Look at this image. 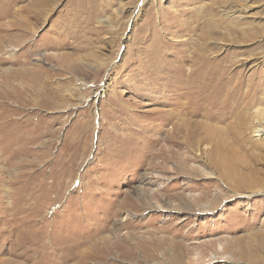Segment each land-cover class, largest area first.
<instances>
[{
  "label": "rangeland",
  "instance_id": "1",
  "mask_svg": "<svg viewBox=\"0 0 264 264\" xmlns=\"http://www.w3.org/2000/svg\"><path fill=\"white\" fill-rule=\"evenodd\" d=\"M229 1L205 60L253 84L241 130L173 74L203 2L0 0V264H264V0Z\"/></svg>",
  "mask_w": 264,
  "mask_h": 264
},
{
  "label": "bare ground",
  "instance_id": "2",
  "mask_svg": "<svg viewBox=\"0 0 264 264\" xmlns=\"http://www.w3.org/2000/svg\"><path fill=\"white\" fill-rule=\"evenodd\" d=\"M199 1L203 2L204 0H187V2H188L187 4L189 5L190 2L194 3V2H199ZM237 1L242 2L244 0H237ZM220 3H222L223 5H220ZM222 6H224L223 8H226L227 6H229V7L231 6V9L233 10V11L232 10L229 11V10L222 9V11L224 13L223 15L225 17H230V16H232L230 14H234L235 12H241L242 8H245L244 5L241 3L239 5H236V7L240 8V9L234 10L233 6L235 7V5H232L229 0H210L208 2H203L202 9L198 13H196L195 15H189L188 16V14L191 12V10H189L187 7H180V9H178L181 12V15H184V16L187 15V18L184 17L185 19H182L180 21L179 25H177L178 29L171 31V32L175 34L178 31H181V30L183 31L185 29H188L189 33H193L191 36L195 35L196 40L193 42H190L186 39L185 41H181L182 43L179 42L181 49H183V51L180 52L181 53V55H180L181 62L179 64V66L173 70V72L175 71V73H173V74H175L176 78L179 79V81H180L178 83L180 93L182 90H185L186 93L191 94V96L196 100L197 98H201V96H203V93H206V91H208L209 94L207 95V97L210 98V100H211L210 103H212L213 105H220L218 108L224 109V112H222V113L220 111L218 112L219 113V115H217V117L219 118L218 120L222 121V120H227L228 118H233V120L230 121V124L233 125L234 122H238L236 124L238 126V129L241 130V128H243L242 127L243 123L241 122V118L244 117L243 115H244L245 110L251 108L252 105L255 104V100H252V101L249 100L248 96H240L239 93L243 92L244 87H245L244 86L245 83L241 82V81H237V80H236V82L234 81L237 72L235 71V69H232V67H233L232 63L225 64L222 66V63L219 64V63H214V62H210L208 60H205L206 59V55H205L206 52L214 49V46H212V44L210 43V41H212V39H214L213 36L215 34L223 33V32H220V30L224 27L225 21L223 20L222 16H219V8H221ZM15 26L18 27V29H20V28L24 29L23 25H15ZM1 27L2 26H0V28ZM239 28L243 29L240 26H239ZM229 30L233 31L234 29L229 28ZM3 31H4V29H3ZM217 36H219V35H217ZM242 36H243V34H242ZM225 39H227V38H225ZM151 43H153V42H151ZM162 48L163 47L159 46V49H162ZM165 48H166V46H164V49ZM159 51L160 50H158V52ZM168 55L167 54L165 55V59L167 58ZM142 57H143V55H142ZM186 65H189V68H187ZM231 69H232V71L230 72L229 70H231ZM228 71L230 73H228ZM30 79L33 82V85L35 83H42L43 85L48 86V84H49V82L46 83L44 81H39L40 80L39 75H37V76L34 75V77H32ZM170 81H171L170 79H167L166 83H169ZM32 87L31 86L29 87V91H31V90L36 91V88L35 87L32 88ZM252 88H253V84L247 85V89L244 90V93H248V91L252 90ZM49 95H50V98L53 97L54 93L52 90L49 91ZM198 100H200V99H198ZM1 108L3 109V108H5V106L1 104L0 109ZM199 109H201V108H199ZM194 112L197 113L196 110ZM31 113H34V112H28L26 115H29ZM2 114H3V112H0V115H2ZM18 115H20V113ZM261 115H263V113L260 112V110L257 108V109H255V111L253 113H251L247 117H245L247 122L249 120L248 117L251 116V117L255 118L256 122L254 121L250 124V122H251L250 121L249 124H250V128L254 131L255 136H259V137L264 135V118H262ZM3 118H4V116H3ZM28 121H29V119H28ZM247 122H244V123L246 125H249ZM26 123H27L26 120L20 121L19 118L15 117V116H14V118L12 117L11 120L5 119V121L3 122V125H2L3 130L5 128L9 127L10 124H16L17 127L13 130H10V131L8 130V132L5 131L6 133H4L5 134L4 136L5 137L6 136H12V135L17 136V134H19L20 131L22 130L21 126L26 125ZM203 125H204V128H202V130H200V129L197 131L193 130L194 132H192V130H190L187 132V135L190 137H193L194 134H195V136L196 135H202L201 137H204L205 139L206 138L210 139L212 132L210 134L209 132L211 130L210 131H208L209 129L205 130V128L208 125H206L205 123ZM232 125H230V126L232 127ZM215 129L220 130V129H222V127H218ZM213 131H215V130L213 129ZM24 132L20 133L19 137L21 135H23ZM222 139H223V137H222ZM215 140H217L218 143L220 142L219 139H215ZM219 146H220V144H219ZM219 154H221L222 158H223V155L225 154V149L224 148L221 149V153H219ZM227 155H229V153H227ZM229 160H230V158H229ZM155 207H157V206L155 205ZM101 243H105V244H103V245H105V247H103V250L106 251V249L109 247V245H108L109 241L103 238Z\"/></svg>",
  "mask_w": 264,
  "mask_h": 264
}]
</instances>
